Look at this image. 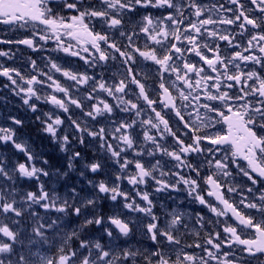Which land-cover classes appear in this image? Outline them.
<instances>
[{"label":"snow or ice","instance_id":"1","mask_svg":"<svg viewBox=\"0 0 264 264\" xmlns=\"http://www.w3.org/2000/svg\"><path fill=\"white\" fill-rule=\"evenodd\" d=\"M0 25L28 31L0 44L54 41L93 70L51 56L44 68L29 57L27 76L0 64L32 113L36 101L54 106L36 119L71 151L66 169L51 171L21 135L25 121L0 113V147L14 150L0 151V264H264V0H0ZM66 121L74 136L59 135ZM70 136L97 142L115 176L87 179L103 171L94 160L79 172L86 187L50 188L81 158ZM180 191L212 214L196 213L201 229L215 226L203 242L182 205L154 202Z\"/></svg>","mask_w":264,"mask_h":264},{"label":"flooded vegetation","instance_id":"2","mask_svg":"<svg viewBox=\"0 0 264 264\" xmlns=\"http://www.w3.org/2000/svg\"><path fill=\"white\" fill-rule=\"evenodd\" d=\"M205 2H209V0H205ZM220 3H226V0H219ZM28 34V31L25 29H20L19 31H12L8 28L6 25H0V39L4 40H17V39H22L25 37V35ZM43 44V42H40ZM221 45L223 47V42H221ZM55 47V42L54 41H49L46 45H44L43 49H39L36 51H33L32 49L27 48L26 46L23 45H15V44H0V50L3 51H11L14 55L12 59H8L7 57H1L2 60H0V64H4L7 67H16L20 68L23 72V74H35L34 72H31L29 65L26 63L28 58L30 57L31 59H34L37 61V65L39 68H44V65L47 63L46 57L51 56L54 59H57V62L60 64H63L65 67H72L75 70L84 72L85 70L88 71L89 75L93 74V70L90 68H87L86 65H84V62L80 60L77 57H70L66 56L62 52H56L53 51ZM96 73L98 74L100 72V69L95 70ZM114 71V70H113ZM57 79H60L62 83L64 84H69L71 82H67L59 73L55 74ZM0 84L2 85H8L10 82L7 80L5 77H0ZM86 87V86H84ZM62 95V94H61ZM74 96H78L80 98L83 97L84 93L81 92H73ZM106 94H101L102 98ZM42 104H39V101H36L38 104V108L40 109L39 111H47L53 109L54 106L51 104L45 103V101L41 100ZM109 102H112L111 99L109 98ZM76 111V116L80 117L79 111L73 109ZM27 110H21L20 112H25ZM56 114H61L60 110H56ZM28 116V114H26ZM32 115H30L31 117ZM63 118V115L62 117ZM82 118V117H81ZM119 117H117L118 119ZM91 124V122L89 121ZM104 126V121H101V124L96 125V127ZM110 128L111 125H108ZM72 129L71 127L68 126L67 121L65 122L64 125H62V130L61 132H67L68 130ZM218 131H223L219 126L217 127ZM30 136V135H29ZM70 140H73V136H70ZM31 143L33 144V147L38 151L39 147H37L36 142L32 141ZM4 151H6V147H2ZM83 148H86L88 152H93L94 153V160H98L101 162L103 165V171L101 174L96 175L92 174L94 176L95 181L99 180H109L110 178L114 177L118 165L115 164V162L110 158L108 154H106L102 149L99 148V145L97 142L93 141L92 138L86 137V144L83 145ZM83 157L88 160V162H91V158L88 157V155L83 152L82 153ZM51 157V156H49ZM47 158V156H45ZM129 159H131V153L129 154ZM17 159V157H16ZM20 159V158H19ZM167 159V157H165ZM50 161H53V158L51 157ZM167 170V169H166ZM121 187L124 190H128L131 186L127 184V181L125 180L122 184ZM143 187V186H142ZM155 185H151L147 190L149 192H152L153 188ZM155 196V201L157 205L159 206L160 203H163L165 207H176L177 204L182 205L181 211H184L189 219L187 220L188 223V228L190 231H197L199 230L201 232V242H203V237L207 234L208 231H211L214 229V225H208L206 228L201 229L199 224L196 223V213H200V215L205 217V220L211 219L212 214L208 212L207 208L203 205H200L198 202L194 201L191 197L187 196V193L185 191H180V192H172L171 197H169V194L167 192L165 193H154ZM211 199V198H208ZM223 219V218H221ZM194 236L188 237V239L185 241L187 243H191L192 240H194ZM147 242H145V245ZM198 251V250H197Z\"/></svg>","mask_w":264,"mask_h":264},{"label":"rangeland","instance_id":"3","mask_svg":"<svg viewBox=\"0 0 264 264\" xmlns=\"http://www.w3.org/2000/svg\"><path fill=\"white\" fill-rule=\"evenodd\" d=\"M0 60H2L1 57H0ZM24 75H26V74H24ZM8 85L9 86L6 88V87H4L5 85L0 84V113H11V114L16 115L18 118L23 119V120H29L30 119V115H35L36 117L37 116H40L41 119H43L42 113L48 112V110L47 111H37L36 113H32L31 110L28 109L27 106H25L23 104L22 98L21 97H18V96H16L14 94V92L12 91V86L10 84H8ZM65 86H67V84H65ZM39 104H42V101H39ZM21 110H23V111L24 110H27V111H25V112L22 113V112H20ZM26 114H28V116H26ZM75 118L82 119L79 116H76ZM36 121H38V120L36 119ZM38 122L40 123V121H38ZM0 123H4V121H0ZM68 131H71L70 133H73V136L75 135V133L73 132V129H70L69 128ZM68 131L67 132H64V134L69 133ZM37 134H39V135H36V139L37 140L38 139L40 140L41 138H39V137H42L43 134H45L48 137V139H47L48 141L50 139V137L48 136V134L47 133H44L42 131V127H40L38 129ZM21 135L25 139H28L29 142L31 143L30 139L27 136L23 135L22 133H21ZM47 145H48V147H51V144L49 142L47 143ZM76 147H77L76 143H72L71 149L74 150V151H79V150H77ZM0 151H2V147H0ZM13 151L14 150L11 149L10 147H6V151H4V152L6 154H9L10 155ZM66 154H67V157L70 156L71 155V151L66 152ZM90 156L92 157V159H94V156L92 154H90ZM16 157H17V159L20 158L19 156H13V159H16ZM67 157H66V159H67ZM74 163L76 165V170L75 171H71L70 172V176L68 178H66V179H64V177H61V180L64 179V182L62 183V185H64L65 183H67L69 185H71L73 183H78L80 187H86L87 185L84 182V178H82V177L79 176V172L84 170V165L87 163V159L84 158V157H81L77 161H74ZM66 165H67V162H66ZM37 166L39 167L41 165H37ZM51 171L54 172L55 169H52L51 168ZM72 177L77 178L78 179V182H74L72 180ZM87 179L95 180L93 176L92 177L91 176H87ZM31 183H32L31 181H28V183H27V185H25V187H29L31 185ZM62 185H61V182H59V181L56 180V177L55 176H53L52 179L49 181V187L50 188H52V187L56 188L61 195L64 194V188L62 187ZM60 187L63 189V191L59 190ZM38 211H40L41 214L43 213V210H41V209H38ZM137 238H139V236ZM133 243H135V241H133Z\"/></svg>","mask_w":264,"mask_h":264}]
</instances>
